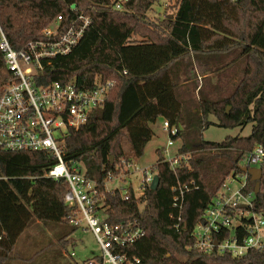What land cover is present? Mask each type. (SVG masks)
Masks as SVG:
<instances>
[{
    "label": "trees",
    "instance_id": "obj_1",
    "mask_svg": "<svg viewBox=\"0 0 264 264\" xmlns=\"http://www.w3.org/2000/svg\"><path fill=\"white\" fill-rule=\"evenodd\" d=\"M115 1L0 0V28L14 50L41 39L57 17L60 32L77 15L90 20L70 53L52 59L33 80L46 86L75 79L84 90L113 84L87 123L63 138L65 165L97 183L95 206L103 205L97 210L106 223H132L143 231L124 249L141 264H264V250L241 258L203 254L193 237L224 180L257 146L264 148V0H177L155 20L146 14L158 0H127L119 10ZM3 67L0 52V73ZM209 116L221 128L250 125V133L204 141ZM160 118L183 126L175 140L184 158L171 169L157 150L150 170L158 178L155 191L147 186L139 197L130 186L125 195L107 191L105 182L119 176L122 161L142 157ZM55 164L45 151L0 149V264H33L51 239L64 244L69 229H76L69 224L74 208L64 203L66 182L44 177ZM178 186L183 200L176 229L170 215L177 213L172 201ZM253 186L249 182L248 191ZM252 210L264 217L263 172ZM57 224L69 229L58 231Z\"/></svg>",
    "mask_w": 264,
    "mask_h": 264
},
{
    "label": "built area",
    "instance_id": "obj_2",
    "mask_svg": "<svg viewBox=\"0 0 264 264\" xmlns=\"http://www.w3.org/2000/svg\"><path fill=\"white\" fill-rule=\"evenodd\" d=\"M126 1L116 0L114 9H121ZM60 21L61 17H57L43 29L41 39L28 42L20 50L10 46L0 28V52L5 71V75L0 77V149L45 151L56 160L44 177L66 182L68 190L64 203L74 208L69 224L76 229L89 231L101 250L100 256L86 260L83 264H141L138 258L129 256L124 249L141 238L143 231L132 223H106L102 211L97 210L103 205L95 206L97 183L75 168L68 169L61 155L60 144L67 132L87 123L91 112L104 104L112 82L97 83L88 90L79 88L75 79L46 86H36L33 82L52 59L70 53L90 24L88 17L77 15L60 32ZM162 130L170 139L167 146H173L180 132L178 126L163 120ZM165 154L164 150L165 161L170 163L171 169L184 158L176 153L172 159H167ZM263 162L264 148L257 146L241 161L240 168L261 169ZM121 165L119 176L123 179L131 164L122 161ZM142 173L138 197L143 195L154 176L146 170H142ZM225 182L230 185L237 182L239 187L232 191ZM248 184L249 176L241 170L224 180L220 188L223 191H218L193 229L194 248L203 254L216 253L232 258L264 250V217L252 210L254 194L248 191ZM173 191L177 194L173 197L172 207L177 213L171 214L170 218L176 221L174 228L178 229L183 189L178 186ZM122 193L125 195V189ZM74 256L71 254L69 258Z\"/></svg>",
    "mask_w": 264,
    "mask_h": 264
},
{
    "label": "rangeland",
    "instance_id": "obj_3",
    "mask_svg": "<svg viewBox=\"0 0 264 264\" xmlns=\"http://www.w3.org/2000/svg\"><path fill=\"white\" fill-rule=\"evenodd\" d=\"M176 1L177 0H158V2L152 6L151 11L147 12L146 16L150 20H155L156 18L163 16L165 11L168 10L167 12L169 13L171 10L167 8L174 5ZM4 75L5 71H2L0 73V77ZM207 119L212 122V125L202 132V139L207 142H221L227 136L244 137L250 133V125L241 129L221 128L214 124L215 119L212 116H209ZM162 121L163 120L161 118L157 119L156 122L151 125L153 137L146 145L142 157L132 160V163H130L131 168L128 169V174L124 176L123 179L118 176L105 182V188L107 191L118 189L123 192L124 189L130 186L134 194L138 195L143 178L142 170H146L148 174H152L150 170L157 161V150L162 149V152L165 150V157L167 159H172L175 156L181 147V140L179 139L177 141H173L174 145L168 147L167 143L170 139L168 134L162 130ZM177 126L180 131H183V126L181 124L178 123ZM122 144L125 154L129 156V147L126 141H123ZM262 172L264 173V169ZM225 183V185H227L232 191H235L239 187L237 182H234L232 185H230L229 182ZM222 191L223 189L220 190V192ZM53 226L58 231H64L63 227L69 229L67 226L62 224H57V227L55 225ZM69 230L70 232L67 234L64 244L59 243L57 238H55V242H52L53 239H51L50 244L47 246L46 253L40 254L33 261V264H52V262H55V264H67L69 262L83 264L84 261L101 255L100 247L94 236L89 231H84L82 229ZM33 232L36 233V231H30V235H33ZM28 236L29 235L27 234L22 237L20 242L21 250H25L27 245L25 240ZM71 254H74L75 256L73 258H69V255Z\"/></svg>",
    "mask_w": 264,
    "mask_h": 264
},
{
    "label": "water",
    "instance_id": "obj_4",
    "mask_svg": "<svg viewBox=\"0 0 264 264\" xmlns=\"http://www.w3.org/2000/svg\"><path fill=\"white\" fill-rule=\"evenodd\" d=\"M241 172L249 176V182L253 183V194L256 195L259 192V181L262 178V170L259 168H240ZM158 186V178L153 176L152 182L149 185V189L155 191Z\"/></svg>",
    "mask_w": 264,
    "mask_h": 264
}]
</instances>
